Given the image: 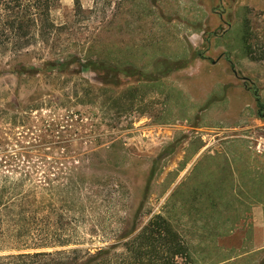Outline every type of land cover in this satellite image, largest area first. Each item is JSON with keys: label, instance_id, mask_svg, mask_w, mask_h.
<instances>
[{"label": "rangeland", "instance_id": "obj_1", "mask_svg": "<svg viewBox=\"0 0 264 264\" xmlns=\"http://www.w3.org/2000/svg\"><path fill=\"white\" fill-rule=\"evenodd\" d=\"M48 4V35L0 53V157L83 176L76 246L121 243L160 213L188 264H243L244 196L264 191V0Z\"/></svg>", "mask_w": 264, "mask_h": 264}, {"label": "trees", "instance_id": "obj_2", "mask_svg": "<svg viewBox=\"0 0 264 264\" xmlns=\"http://www.w3.org/2000/svg\"><path fill=\"white\" fill-rule=\"evenodd\" d=\"M11 1L0 0V53L20 51L38 36H47L52 26L48 2L60 0H29L22 6L21 0ZM248 30L244 23L241 38L250 55ZM260 46L252 58L264 60V43ZM36 163L29 154L0 157V264L191 263L187 244L160 213L152 214L135 234L124 232L121 243L93 252L76 246L75 225L88 197L83 176L59 180L50 170H35Z\"/></svg>", "mask_w": 264, "mask_h": 264}, {"label": "crops", "instance_id": "obj_3", "mask_svg": "<svg viewBox=\"0 0 264 264\" xmlns=\"http://www.w3.org/2000/svg\"><path fill=\"white\" fill-rule=\"evenodd\" d=\"M240 171L242 172V170ZM259 192L258 188L254 192L257 198L252 200L244 196L246 198L244 202H252L253 205L248 210L250 211V217L246 218L248 220L246 221L247 223L240 226L242 228V238L239 246L243 248L241 253L244 258L243 264H261V260L264 258V191ZM244 213L246 214L247 212H242L241 219L245 218Z\"/></svg>", "mask_w": 264, "mask_h": 264}, {"label": "flooded vegetation", "instance_id": "obj_4", "mask_svg": "<svg viewBox=\"0 0 264 264\" xmlns=\"http://www.w3.org/2000/svg\"><path fill=\"white\" fill-rule=\"evenodd\" d=\"M156 7V6H155ZM158 8V7H157ZM222 16H223V13H221V14H219V18H220V20L222 21V22H224L225 24H227V27H225V28H223L222 29V33H221V35L223 36L228 30H229V28H230V22H229V20L227 21V19H225L224 18V20L222 19ZM245 23V22H244ZM244 23L242 24L243 26H244ZM189 26H192V25H190L189 24ZM231 29V28H230ZM213 62H214V60H213ZM179 63H182V62H179ZM181 66H183V65H175V67H174V69H179ZM168 69H172V68H168Z\"/></svg>", "mask_w": 264, "mask_h": 264}]
</instances>
